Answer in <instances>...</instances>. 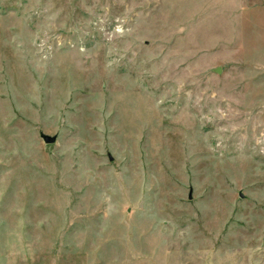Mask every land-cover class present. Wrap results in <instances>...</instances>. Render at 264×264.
I'll return each instance as SVG.
<instances>
[{
  "label": "rangeland",
  "instance_id": "374dc122",
  "mask_svg": "<svg viewBox=\"0 0 264 264\" xmlns=\"http://www.w3.org/2000/svg\"><path fill=\"white\" fill-rule=\"evenodd\" d=\"M0 264H264V0H0Z\"/></svg>",
  "mask_w": 264,
  "mask_h": 264
},
{
  "label": "water",
  "instance_id": "95a60500",
  "mask_svg": "<svg viewBox=\"0 0 264 264\" xmlns=\"http://www.w3.org/2000/svg\"><path fill=\"white\" fill-rule=\"evenodd\" d=\"M43 139H44L45 143H47V144H52L56 141V137H52L49 135H43Z\"/></svg>",
  "mask_w": 264,
  "mask_h": 264
}]
</instances>
